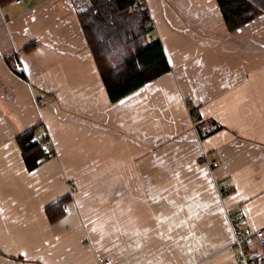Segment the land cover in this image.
I'll return each instance as SVG.
<instances>
[{
    "label": "crops",
    "instance_id": "crops-1",
    "mask_svg": "<svg viewBox=\"0 0 264 264\" xmlns=\"http://www.w3.org/2000/svg\"><path fill=\"white\" fill-rule=\"evenodd\" d=\"M24 2L0 4V264H239L230 213L264 230V13L230 31L217 0H143L170 70L113 102L71 0Z\"/></svg>",
    "mask_w": 264,
    "mask_h": 264
},
{
    "label": "trees",
    "instance_id": "trees-1",
    "mask_svg": "<svg viewBox=\"0 0 264 264\" xmlns=\"http://www.w3.org/2000/svg\"><path fill=\"white\" fill-rule=\"evenodd\" d=\"M14 0H0V4ZM230 31L264 13V0H217ZM143 0H92V7L79 13L87 43L96 61L108 96L115 102L170 70L158 42H150V15L141 11ZM38 129L17 138L25 163L36 168L50 152V138H37ZM51 143V142H50ZM64 198L47 208L51 221L63 216Z\"/></svg>",
    "mask_w": 264,
    "mask_h": 264
},
{
    "label": "built area",
    "instance_id": "built-area-1",
    "mask_svg": "<svg viewBox=\"0 0 264 264\" xmlns=\"http://www.w3.org/2000/svg\"><path fill=\"white\" fill-rule=\"evenodd\" d=\"M18 3H25L24 0H17ZM75 10L78 13H82L92 7V0H71ZM141 11H147L146 3L142 2L139 6ZM146 27L152 26L151 19L145 24ZM150 42H153V38L149 37ZM42 105V104H41ZM194 127L197 130L200 138L208 137L212 134L216 125H212L210 122H204L198 112L190 107ZM37 138H48L46 133L38 132ZM48 152H52V145L49 142L47 145ZM231 191L230 186H225L221 190L222 195H227ZM230 222L233 229L234 240L232 244V250L235 252L236 258L239 264H258L261 254L254 248V243L257 242L261 247H264V230H253L246 226L244 220L234 213H230ZM97 264H108L105 260H99Z\"/></svg>",
    "mask_w": 264,
    "mask_h": 264
},
{
    "label": "rangeland",
    "instance_id": "rangeland-1",
    "mask_svg": "<svg viewBox=\"0 0 264 264\" xmlns=\"http://www.w3.org/2000/svg\"><path fill=\"white\" fill-rule=\"evenodd\" d=\"M190 107H191V106H190ZM190 107H189V108H190ZM191 108H193V107H191ZM193 109H194V108H193ZM194 110H196V109H194ZM196 111H197V110H196ZM205 122H206V121H205ZM208 122H210V121H208ZM210 123H211L212 125H214V123H213V122H210Z\"/></svg>",
    "mask_w": 264,
    "mask_h": 264
}]
</instances>
